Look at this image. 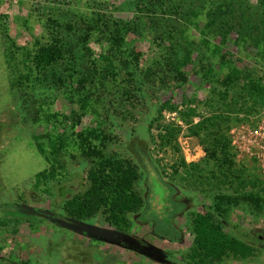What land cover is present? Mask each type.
Segmentation results:
<instances>
[{"label":"rangeland","instance_id":"rangeland-1","mask_svg":"<svg viewBox=\"0 0 264 264\" xmlns=\"http://www.w3.org/2000/svg\"><path fill=\"white\" fill-rule=\"evenodd\" d=\"M174 2L0 0V264H188L193 219L217 196L256 193L207 163L203 140L228 117L234 151L233 129L252 125L264 106L250 119L236 114L231 96L243 80L226 85L223 44L202 35L207 10L177 14ZM45 48L62 56L39 65ZM263 49L222 46L245 76L263 75ZM104 159L140 173L134 189L146 204L120 229L102 208L72 218L56 195L67 181L69 198L83 194ZM236 163L264 180L256 160ZM223 208V231L255 249L212 264H264V205Z\"/></svg>","mask_w":264,"mask_h":264},{"label":"trees","instance_id":"trees-1","mask_svg":"<svg viewBox=\"0 0 264 264\" xmlns=\"http://www.w3.org/2000/svg\"><path fill=\"white\" fill-rule=\"evenodd\" d=\"M194 2L198 3V6L194 4L192 8L185 7L188 0H175L174 7L169 10H175L177 14L186 16H199L206 9L204 23L206 30L202 33L203 37L213 36L214 39H220L223 45L230 43L232 47L238 46L241 52H245L243 49L247 45L257 49L264 46V0H257L256 5L250 3V0H194ZM231 33L235 35L234 38L230 36ZM223 45H220L219 59L220 64L229 69L225 77L226 85L236 84L241 77L243 80V86L234 91L231 96L233 99L230 106L239 108L236 114L240 111L248 118L255 116L258 107L264 106V77H262L264 73L261 76L253 75V73L245 76L244 71L243 75L229 59V51H222ZM61 56V49L45 48L37 56V64L49 65ZM260 57L264 61V49ZM168 68L167 70L170 71L173 69L169 66ZM175 70L178 71V68L175 67ZM173 78L181 83L186 82L182 72H177ZM230 122L227 117L225 127L223 120L211 125L212 130L203 140L206 162L217 167L222 176L225 174V179L228 176L231 177L228 179H232L231 184H235L239 191L251 185L256 193L241 194L238 197L217 196L216 202L208 207L206 213L193 219L194 239L190 254L186 257L188 264H212L229 253L244 258L250 256L255 249L250 243L225 233L222 228L225 205L236 206L240 200L249 202L259 209L264 205V180L260 175L258 176L257 167L253 164L251 166L255 167L253 171H247L243 163H236L237 155L225 134L229 130ZM139 176L138 167L131 161L124 164L116 159H104L100 164L98 175L91 177V184L83 194H76L75 197L69 198L67 181L57 185L56 195L58 199L63 200L64 210L72 218L82 220L94 209L102 208L105 221L116 229H120L122 226L129 225V215L137 214L146 204L145 196L134 189V183ZM147 196L148 193H146ZM123 246L147 254L158 252L143 247L135 249L126 244Z\"/></svg>","mask_w":264,"mask_h":264},{"label":"built area","instance_id":"built-area-1","mask_svg":"<svg viewBox=\"0 0 264 264\" xmlns=\"http://www.w3.org/2000/svg\"><path fill=\"white\" fill-rule=\"evenodd\" d=\"M232 145L237 155L254 159L264 175V111L252 125L233 129Z\"/></svg>","mask_w":264,"mask_h":264},{"label":"water","instance_id":"water-1","mask_svg":"<svg viewBox=\"0 0 264 264\" xmlns=\"http://www.w3.org/2000/svg\"><path fill=\"white\" fill-rule=\"evenodd\" d=\"M40 213L42 214H47V215H51L52 213L49 211H45V210H39Z\"/></svg>","mask_w":264,"mask_h":264},{"label":"flooded vegetation","instance_id":"flooded-vegetation-1","mask_svg":"<svg viewBox=\"0 0 264 264\" xmlns=\"http://www.w3.org/2000/svg\"><path fill=\"white\" fill-rule=\"evenodd\" d=\"M38 211H39V209H38ZM51 215H52V214H51ZM257 237H258V238H261V235H257Z\"/></svg>","mask_w":264,"mask_h":264}]
</instances>
